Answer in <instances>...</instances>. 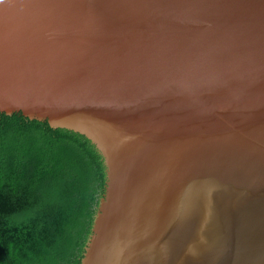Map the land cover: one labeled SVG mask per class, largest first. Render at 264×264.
<instances>
[{"label": "water", "instance_id": "95a60500", "mask_svg": "<svg viewBox=\"0 0 264 264\" xmlns=\"http://www.w3.org/2000/svg\"><path fill=\"white\" fill-rule=\"evenodd\" d=\"M0 112L101 157L79 264H264V0H0Z\"/></svg>", "mask_w": 264, "mask_h": 264}, {"label": "trees", "instance_id": "16d2710c", "mask_svg": "<svg viewBox=\"0 0 264 264\" xmlns=\"http://www.w3.org/2000/svg\"><path fill=\"white\" fill-rule=\"evenodd\" d=\"M104 181L82 134L0 112V264H79Z\"/></svg>", "mask_w": 264, "mask_h": 264}]
</instances>
